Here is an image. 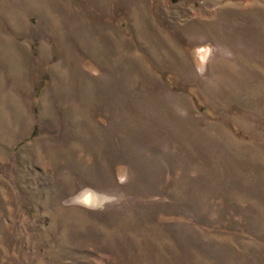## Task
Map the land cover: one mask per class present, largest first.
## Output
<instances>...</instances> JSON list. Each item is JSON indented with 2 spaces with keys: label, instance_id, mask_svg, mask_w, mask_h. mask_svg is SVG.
<instances>
[{
  "label": "rangeland",
  "instance_id": "374dc122",
  "mask_svg": "<svg viewBox=\"0 0 264 264\" xmlns=\"http://www.w3.org/2000/svg\"><path fill=\"white\" fill-rule=\"evenodd\" d=\"M0 264H264V0H0Z\"/></svg>",
  "mask_w": 264,
  "mask_h": 264
},
{
  "label": "crops",
  "instance_id": "0c3cea01",
  "mask_svg": "<svg viewBox=\"0 0 264 264\" xmlns=\"http://www.w3.org/2000/svg\"><path fill=\"white\" fill-rule=\"evenodd\" d=\"M25 51H27V50H25ZM24 51V52H25ZM20 53V52H19ZM26 55H27V53L25 54H22V57L23 58H25L26 57ZM21 63H23V62H19V64L21 65ZM18 64V65H19ZM28 77V79L30 78V76H27ZM29 85V84H28ZM19 129V131H18V134H16V137H23V136H26V137H29V135H31L33 132H34V127L33 126H28V134L26 135L25 133H24V131H23V126L22 125H20V123H19V125H18V128H17V130Z\"/></svg>",
  "mask_w": 264,
  "mask_h": 264
},
{
  "label": "water",
  "instance_id": "95a60500",
  "mask_svg": "<svg viewBox=\"0 0 264 264\" xmlns=\"http://www.w3.org/2000/svg\"><path fill=\"white\" fill-rule=\"evenodd\" d=\"M85 196H86V195H85ZM85 196H84V198H83V199H84L83 201H88L90 196H89V195H87L86 197H85Z\"/></svg>",
  "mask_w": 264,
  "mask_h": 264
}]
</instances>
